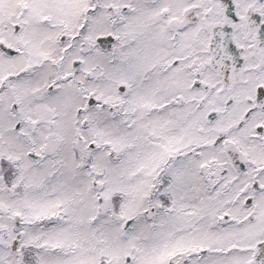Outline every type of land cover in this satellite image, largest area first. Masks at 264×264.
Wrapping results in <instances>:
<instances>
[{"label": "snow or ice", "instance_id": "6c2138e0", "mask_svg": "<svg viewBox=\"0 0 264 264\" xmlns=\"http://www.w3.org/2000/svg\"><path fill=\"white\" fill-rule=\"evenodd\" d=\"M0 264H264V0H0Z\"/></svg>", "mask_w": 264, "mask_h": 264}]
</instances>
